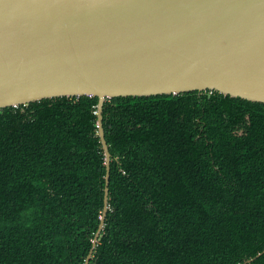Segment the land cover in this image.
Returning <instances> with one entry per match:
<instances>
[{
  "label": "trees",
  "instance_id": "obj_1",
  "mask_svg": "<svg viewBox=\"0 0 264 264\" xmlns=\"http://www.w3.org/2000/svg\"><path fill=\"white\" fill-rule=\"evenodd\" d=\"M98 103L0 109V264L86 263L107 172ZM103 127L109 207L89 264H264L263 102L118 96Z\"/></svg>",
  "mask_w": 264,
  "mask_h": 264
},
{
  "label": "water",
  "instance_id": "obj_2",
  "mask_svg": "<svg viewBox=\"0 0 264 264\" xmlns=\"http://www.w3.org/2000/svg\"><path fill=\"white\" fill-rule=\"evenodd\" d=\"M194 90L264 103V0H0V109L99 98L104 210L85 264L109 207L104 102Z\"/></svg>",
  "mask_w": 264,
  "mask_h": 264
}]
</instances>
